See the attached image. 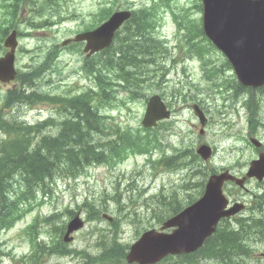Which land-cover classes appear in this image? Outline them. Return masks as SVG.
<instances>
[{"label": "rangeland", "instance_id": "374dc122", "mask_svg": "<svg viewBox=\"0 0 264 264\" xmlns=\"http://www.w3.org/2000/svg\"><path fill=\"white\" fill-rule=\"evenodd\" d=\"M113 1L114 0L56 1L57 4L53 5L54 9L50 11V7L46 10V13H61V16L64 17L55 19L56 21L62 22L61 25L56 27L46 24L44 26L32 27L29 29L26 26L20 27L22 28V32H28L32 34V36L29 38L19 36L18 38V48L15 58L17 68H24L25 65L31 61V59L36 58L38 50H35V52L30 56L29 53L31 52L26 53V48L32 50L34 48H39L40 46H45L47 43H55L59 46L64 39L73 37L78 31H84L82 28L85 26L81 25L82 22L83 24L90 25L94 23V17L103 5V7H107L108 9L112 8L113 12L126 5L131 8H136L140 5L159 3V0ZM197 1L199 0H168L167 2L170 8L187 9L190 17L198 20L201 13L199 9H197ZM162 5L166 9L168 8L164 5V3ZM1 10L2 9L0 7V17ZM162 10L163 8L159 6V11L162 12ZM20 15L25 17L26 9H23L22 11V8H20L16 13V18ZM45 16L46 14L44 12L43 17ZM52 19L53 18L50 16L44 20L49 21ZM159 33L165 38H168L170 43L173 42L172 38L174 30L168 23L166 15L162 19V24L159 27ZM168 46L171 47L170 44H168ZM167 52H164L165 56L180 54V58L182 57V51L178 48L169 49ZM80 53H71L67 51L61 52L59 58L60 64L62 65L59 68L60 73L58 76L55 74L53 75V80H56L59 83L60 89H63V86L65 85L72 86L76 83L79 88L87 86L88 80L85 79L84 74L80 73L79 70L77 71V68L82 64V53ZM177 57L176 60H179ZM171 58L164 59L163 65L167 69V72H165L162 76L160 85L158 87H145L144 89L145 94H149L151 92L158 93L164 97V100L171 102L170 118L167 122L159 125L155 131V133L161 137L160 142L161 147H163V151H165V154H171L172 152L181 150L187 146L196 147L200 142H206L214 148V154L208 161L203 163L196 162V165L200 167L214 166L218 170H221V168H227L236 175H243L247 170L249 161L253 157L257 156V152L254 151L253 147L246 143L248 134H254V131L249 127V117L245 106L243 107L241 101L231 104L230 97L223 98L221 95L211 94L209 98H204L203 107L209 119L204 128L203 134L199 135V123L190 108L192 103V91H190L187 86H189L190 83L203 85L205 82L202 78V72L199 69L196 59L194 58H190L189 60L185 59L184 63L180 59V63L177 64H173ZM160 63H158V65L151 66L150 74H148L147 77H151V79L155 81H160L158 79L161 74L160 70L158 71ZM60 76H62L63 79H58ZM25 82H28V80L26 79ZM148 83L149 80H146L144 82V86H147ZM178 86L183 88V92H187V95L185 96L186 101H183L184 99L181 95L180 98L171 96L172 88L176 89ZM2 87L3 86L0 85V89H3ZM76 90L79 89L75 88V91ZM34 92L36 94L39 93L37 90H34ZM113 92H115L113 93V100L116 101H113L112 103L109 102V105L106 107L113 109L111 114L116 116L112 123H115L116 120L119 122L124 120L130 121L133 126L138 125L142 119L145 107L142 97L132 101L127 99L129 95L123 90H118L116 88ZM25 97L26 100H37L26 94ZM104 97L107 99L108 95L104 94ZM255 99L260 100L258 102V118L264 122V96L260 92H255ZM238 100H245V98L239 97ZM58 104L62 103L60 102ZM46 108H48V106H44V109L39 108L41 111L35 108L34 110L27 112L26 118L30 121L36 120L37 118L41 119L49 113V111L45 110ZM77 108H79L77 111L83 108L81 103H77ZM68 113L70 116L73 114L72 112V114L70 112ZM61 120H53L51 125V131L53 134L57 132ZM96 122L97 120L92 118L88 123L96 124ZM22 125L26 126L25 124ZM95 127L93 125L90 126L92 129ZM254 136L258 137L264 143V128L256 126ZM99 137L100 143L109 139L104 134L99 135ZM84 142L89 143V141ZM67 147L69 146H65V148ZM77 149L78 146L75 148V152H77ZM159 154L160 153L157 152L154 155L157 156ZM133 158L135 157L128 158L116 168H113L115 166L114 161L104 162L103 166L94 165L87 169V174L79 176L76 180L58 179L54 186L50 187V195L48 193L49 197L47 196L46 204L36 208L35 211L33 210L28 213L11 229L0 232V264H12V255L20 257L22 254L27 253L30 249V245L28 239L23 233V230L32 221L35 214L44 216L48 215L55 209L57 211H63L66 207H68L75 213L77 212L80 214V217L85 221L84 227L74 233L73 241L68 243L67 246L70 249L75 250L86 249V252H89L92 255L101 251L104 243L103 238H107L106 235L109 229L104 218L97 219L96 222L92 223L87 221L88 213L84 211L83 205L81 206L83 203L94 204L98 208L102 209V213L111 215L113 220L116 219V222L119 224V231L116 228H113L112 233L114 234V238L120 242L121 247H124L123 244L132 243L143 230L159 226L160 223L168 217L169 212H165L163 214L164 218L161 222L155 221L157 219H153L152 216H150V212L147 210H144L141 213H134L136 209H132L131 213H126L127 205L124 203L121 205L118 198L113 195L117 187L122 188L123 186L121 181L118 183L120 180L118 175L125 172L126 176H129L131 171L135 170L132 169L134 165L138 166L137 170L139 171L137 176L132 180L134 183L132 189H134L136 185L148 186L149 192L153 193L154 190L160 188L162 189L161 195L163 194L168 197L172 196V198L178 200L180 204L185 203L183 206H186L189 202H191L189 201L190 199L193 201V199L197 197L198 191L196 187L192 182H188V180L199 179L202 177V173L188 175L186 169L179 164L174 167H158L152 171L148 167H144L141 164L142 159ZM107 170L110 172H106ZM227 186L233 193V197H235L232 199L245 202L247 201L248 204L252 201L255 194L264 196V179L257 181L255 178H250L245 183L246 188H239V190L232 187V184H228ZM172 189L178 190L179 195H175V192ZM134 191H136V194L138 193L136 189H134ZM165 207L167 208L168 206ZM140 209H145V207L141 206ZM250 215L264 220V209L258 213H252V210L248 209L244 211V213L232 216L229 219L228 224L234 227L236 226L235 220L239 216ZM61 219L67 222L69 217L66 218V216H63ZM43 226L46 225L44 224ZM37 232L38 235L48 242L49 237L44 232L43 227L38 229ZM239 236L241 239L239 241L238 248L231 249L218 247L214 253L221 259L227 253L228 255L223 259L228 262L227 264H235L239 262V260L244 259L245 253L241 250L246 247L248 243H251V245H249L251 259L246 260V263L264 264V258L262 259V253H264V227L256 225L239 233ZM98 239H100V241L102 240L101 242L103 243L97 245L96 242ZM7 252H10V255H8ZM76 259L77 261L79 260L78 255H49L43 260V264H72L76 261ZM124 262V260H121V264H127ZM203 263L212 264L211 261H205Z\"/></svg>", "mask_w": 264, "mask_h": 264}, {"label": "trees", "instance_id": "16d2710c", "mask_svg": "<svg viewBox=\"0 0 264 264\" xmlns=\"http://www.w3.org/2000/svg\"><path fill=\"white\" fill-rule=\"evenodd\" d=\"M40 1L43 2L39 6L30 7L32 9H30L29 15L31 17H43L45 12L46 16L50 17L49 15H51V13L49 12L47 14L46 10L50 7V11L53 10V5L57 4L56 1L58 0ZM36 2L37 0H0V4L3 7L2 13L6 12L10 20L9 22L12 20L17 22L20 16L16 18V13L19 9L24 6L34 5ZM137 10L139 11H136L135 14L132 15L131 21L129 20L127 22L129 26L125 24L122 30L116 34L114 43L111 48L109 47L110 49L107 50L108 52L105 51L100 55L104 60L103 63L105 67L106 65L110 66L119 72L120 70L126 71V69L131 67L132 70H141L143 73H146L147 71H151V66L158 65V61L164 59L163 57L165 56H162L164 52V41L160 40L158 36L154 34L157 14L151 8L140 7ZM149 11H151V13ZM108 13V8H101L99 14L94 17L95 19L93 21L95 22L91 25L87 24L86 28L95 26L102 21ZM52 15L60 17L61 13L57 12V14ZM27 22H33V19L28 18ZM30 25L33 24L30 23ZM178 25L181 26L180 28H182L183 31L182 36L184 41L182 46L190 52V55H197L201 62V68L206 71L208 70V72L205 73L207 77L211 76L213 71L212 67L217 66V68H223V70L231 69L229 62L221 55L217 54L212 57V51H215V49L204 36L200 20H195L194 18L190 19L186 13L180 16ZM8 28H12V25H8L7 28L3 29V32ZM140 47L143 48L141 49ZM155 49L156 51H154ZM111 60L113 61L112 63ZM136 64L137 66H134ZM134 67L137 68L133 69ZM86 71L89 74L92 73L90 66H87ZM219 73L220 71H217L215 77L211 79V81L214 82H211V84L215 87H219L227 82H232L233 91L236 92L241 89V86L232 75H230L229 78L224 76L221 77ZM31 76L32 74L30 75L29 73L24 79V82L28 78L30 79L28 80L29 82H31L32 79L34 80ZM139 76H133L132 84L129 83L128 85L129 88L133 86L134 94L136 92L135 96L142 94L140 91L142 80H140ZM262 88L261 90L264 91V86ZM100 96L99 91L92 92L90 90L87 91L86 99L73 97L69 100H62L61 103L63 107H67L65 111L62 110V113L72 112L73 114L71 113L72 116L68 119L64 120V118L60 121L58 130L54 134L56 137L53 138L49 136V134H41L40 132H42V130L40 128H36L34 132H29L28 127H26L27 125L23 126L21 123H12L9 125L0 114V122L2 121L0 127L5 131V134H3L5 139L0 143V232L10 229L16 221L29 213L32 208L43 203L47 199V196L49 197L50 195V187H52L59 178H77L81 174H86L87 168L91 165L115 161L122 157L128 147L134 150H140L135 148L139 146L135 144L133 146L129 143L133 141L134 137L132 136L140 137L142 140L145 139V147L149 144L146 138L150 137V140L154 142L155 145L156 139L150 129H145L140 125L135 129L130 127L125 129L118 128L121 122L117 120L112 124L115 118L111 117L110 113L107 112L110 110L106 109L107 105H109V100H101ZM77 103H81L83 107L79 111H77V109H79L77 108ZM92 118L97 120L96 124L88 123ZM98 120L101 123L98 122ZM45 125H52V121L47 120ZM91 125L98 128L95 127L92 129L90 128ZM140 131L142 132L140 133ZM30 133H32V135H30ZM143 133L146 135L143 136ZM101 134L111 135L116 138L100 143L99 135ZM84 141H89V143ZM65 146L69 147L65 148ZM77 146L78 149L77 152H75ZM54 178L56 179L50 181ZM155 197H149L145 199L144 202L145 208L149 210L150 216H152L153 219L156 218L161 222L165 212L171 214L179 210V204L176 199L164 196L163 194L157 198ZM138 198L139 197L136 196L135 199L137 200ZM82 205L87 212H90L93 208V211L97 212V214L89 215L88 218H93L96 215L98 216L100 213V208L94 204L83 203ZM167 205L168 207L166 208L165 206ZM67 211H53L48 216H37L32 223L23 230V233L30 243V251L20 257L12 255V264H43V260L46 256L67 253V247L61 241V234L65 227V221L62 220L61 217L65 215L70 216L71 213ZM247 220L248 219L241 218L236 222V226H230V228L224 226V228L219 229L218 237H209L204 245L195 252L184 255H169L170 257H165L166 259H162V262L167 264H202L204 261L200 259V257L205 254L214 253L218 247L238 248L239 245L237 243L240 241L238 238L239 232H242V226ZM248 221L256 224L264 223L260 219L254 218ZM44 224L46 226H43ZM39 227L44 228V232L49 237V242H46L44 239H39L37 232V230L40 229ZM111 235L112 237L110 239L114 241V234L111 233ZM106 246L108 247L109 245ZM7 254L10 255V252H7ZM227 255L226 253L223 258ZM223 258L221 259L222 264H227L228 262ZM179 259L180 262H178ZM116 263L117 262H115V264Z\"/></svg>", "mask_w": 264, "mask_h": 264}, {"label": "water", "instance_id": "95a60500", "mask_svg": "<svg viewBox=\"0 0 264 264\" xmlns=\"http://www.w3.org/2000/svg\"><path fill=\"white\" fill-rule=\"evenodd\" d=\"M203 29L206 36L230 61L238 80L245 86L264 83V0H202ZM129 17V11H116L94 30L75 36L74 40H85L84 51L95 52L110 44L114 31ZM65 43V42H64ZM11 50L2 58L0 78H12L14 32L6 39ZM195 113L204 121L196 106ZM168 111L158 95L149 98L142 119L144 126H151L157 120L168 116ZM198 152L205 158L210 150L201 146ZM230 176H213L207 183L201 199L182 212L166 220L162 228L176 226L171 233H158L154 229L145 232L131 245L128 261L140 264L153 263L167 254L195 250L224 211V198L220 190L223 179ZM240 182V181H238ZM223 198V199H222ZM81 226L74 218L68 224L64 239Z\"/></svg>", "mask_w": 264, "mask_h": 264}, {"label": "bare ground", "instance_id": "6f19581e", "mask_svg": "<svg viewBox=\"0 0 264 264\" xmlns=\"http://www.w3.org/2000/svg\"><path fill=\"white\" fill-rule=\"evenodd\" d=\"M32 2V1H31ZM33 3V2H32ZM8 6V5H7ZM9 9V8H8ZM107 11V10H106ZM139 11V10H138ZM145 11H146V9H145ZM140 12H142V11H140ZM150 13H151V11H149ZM143 13V12H142ZM109 14V13H108ZM108 14H106V15H108ZM135 14V13H134ZM147 14V13H146ZM106 15H104V16H106ZM145 15V14H144ZM152 15V14H151ZM150 16V15H149ZM101 18H103V17H101ZM105 18V17H104ZM150 18V17H149ZM151 19V18H150ZM152 20V19H151ZM131 21V20H130ZM129 23H131V22H129ZM147 24H148V22H147ZM126 25H127V23H126ZM199 25V24H198ZM197 25V26H198ZM127 26H129V25H127ZM151 26V25H150ZM155 26V25H154ZM126 28V27H125ZM201 29H202V27H201ZM155 34V33H154ZM201 34V33H200ZM122 35H123V33H122ZM153 35V34H152ZM186 36V35H185ZM194 37V36H193ZM120 38H121V36H120ZM187 39V38H186ZM190 39H192V38H190ZM121 40V39H120ZM133 42V41H132ZM120 44V43H119ZM127 44V43H126ZM118 45V44H117ZM123 46V45H122ZM121 46V47H122ZM128 46V45H127ZM135 47V46H134ZM157 47V46H156ZM160 47H162V46H160ZM119 48V47H118ZM141 48V47H140ZM143 48V47H142ZM141 48V49H142ZM146 48V47H145ZM152 48V47H151ZM134 49V48H133ZM149 49H150V47H149ZM135 50V49H134ZM151 50V49H150ZM160 50V49H159ZM159 50H157V51H159ZM133 51V50H132ZM154 51H156V49L154 50ZM153 51V52H154ZM147 52V51H146ZM161 52V51H160ZM165 52H167V51H165ZM168 53V52H167ZM166 53V54H167ZM171 53V52H170ZM152 54V53H151ZM163 54V53H162ZM117 55V54H116ZM142 56V55H141ZM143 56H145V55H143ZM117 57H118V55H117ZM106 58V57H105ZM110 58V57H109ZM114 58V57H113ZM164 58V57H163ZM162 58V59H163ZM171 58V57H170ZM108 59V58H107ZM111 59V58H110ZM160 60V59H159ZM106 61V60H105ZM108 61H109V59H108ZM115 61V60H114ZM149 61H150V59H149ZM113 61L111 60V63H112ZM117 63V62H116ZM156 63V62H155ZM104 64V63H103ZM107 64V63H106ZM110 64V63H109ZM119 65V64H118ZM134 66H137V64L136 65H134ZM119 68V67H118ZM131 68V67H130ZM135 68H137V67H134L133 69H135ZM143 68V67H142ZM124 69V68H123ZM121 71V70H120ZM124 71V70H123ZM141 71V70H140ZM28 74L29 73H26L25 74V76L23 77V80L26 78V76H28ZM27 80H30L29 78L27 79ZM135 83V82H134ZM132 84V83H131ZM213 85V84H212ZM136 86H138V85H136ZM133 87V86H132ZM140 87V86H139ZM129 88V87H128ZM34 90H37V89H27V91L25 92V94L26 95H29V96H31L32 98H34V99H37V100H48L49 98L46 96V95H44V94H41V93H38V94H36L35 92H34ZM139 90V89H138ZM38 91V90H37ZM93 92V91H92ZM93 94V93H92ZM135 94H136V92H135ZM99 95V94H98ZM89 96V95H88ZM91 96V95H90ZM71 98H73V97H71ZM71 98H65V99H62V100H69V99H71ZM76 98H79V97H76ZM83 98V97H82ZM94 98H97V97H94ZM86 99V98H85ZM13 100V99H12ZM14 100H16V99H14ZM96 100V99H95ZM61 101H59L58 103H60ZM60 106H61V109L63 110V111H65L66 110V108L67 107H63V104H59ZM99 109V108H98ZM65 114V113H64ZM101 114V113H100ZM52 121V123H53V120H51ZM98 122H100L99 120H98ZM101 123V122H100ZM101 125V124H100ZM102 125H103V123H102ZM51 126V125H50ZM104 127V126H103ZM58 130V129H57ZM41 134H48V133H43V132H40ZM34 135V134H33ZM54 135V134H53ZM49 136H51L50 134H49ZM52 138L53 137H56V135H54V136H51ZM181 155V154H180ZM42 161V160H41ZM42 163H43V161H42ZM42 163H40V164H42ZM104 163V162H103ZM199 163H201V162H199ZM198 163V164H199ZM196 164V163H195ZM201 165V164H200ZM202 166V165H201ZM171 169V168H170ZM246 172V171H245ZM56 173V172H55ZM57 176V175H56ZM61 176V175H60ZM56 178H54V179H51L50 181H52V180H55ZM49 181V182H50ZM50 184V183H49ZM115 198V197H114ZM117 201V200H116ZM162 203V202H161ZM185 204V203H184ZM163 205V204H162ZM159 206V205H158ZM92 207V206H91ZM255 208H259L261 211H263V209H264V196H260V195H258V197L255 199V200H252L247 206H246V208H245V210L244 211H246V210H248V209H251V210H253V209H255ZM90 209V208H89ZM93 210H94V208H93ZM92 210V212H96V211H93ZM89 211V210H88ZM244 211H243V213H244ZM254 212H257V211H255V210H253L252 211V213H254ZM258 213V212H257ZM54 214V213H53ZM55 216V215H54ZM71 216V215H70ZM248 219V220H251V218H254V219H260L259 217H254L253 215H250V216H239L235 221L237 222L238 221V219ZM162 220V219H161ZM246 221L244 224H243V229H242V232H244L245 230H248V229H250V228H252V227H254V226H256V225H261V226H263L264 227V223H261V224H256V223H254V222H250V221ZM262 222H264V220H262V219H260ZM156 221V220H155ZM157 221H158V219H157ZM236 222H235V224H236ZM64 223V222H63ZM231 227H232V225H230ZM151 227V226H150ZM239 233H241V232H239ZM105 236V235H104ZM239 238V240L241 239L240 238V236L238 237ZM99 240V239H98ZM102 241V240H101ZM62 243V242H61ZM102 244V243H101ZM104 244L105 245H109L108 247H105L104 248V251H103V255H101V260H102V262H104V263H106V262H110V261H114V262H118L123 256H124V252H125V247H121L120 246V242L115 238L114 239V241H112L111 239L110 240H104ZM238 245H239V243H237ZM63 245V244H62ZM65 245V244H64ZM248 245H251V243H248L247 244V246ZM63 247V246H62ZM235 247H236V245H235ZM64 250V249H63ZM208 252V251H207ZM110 254H113V255H110ZM208 257H210V259L212 260V261H214L215 262V264H218L217 263V260L218 259H220L215 253H210V254H206ZM262 255H264V253H262ZM170 257V256H169ZM168 257V258H169ZM198 257V256H197ZM166 259V258H165ZM124 260V259H123ZM164 260V259H163ZM247 260V259H246ZM246 260H244V259H242V260H239V262H237V263H235V264H247L246 263ZM197 261V260H196ZM161 262H162V260H161ZM178 262H180V259H179V261ZM210 262V261H209ZM125 263V262H124ZM193 263H195V262H193ZM202 263V262H201ZM20 264V263H19ZM200 264V263H199ZM203 264V263H202Z\"/></svg>", "mask_w": 264, "mask_h": 264}]
</instances>
